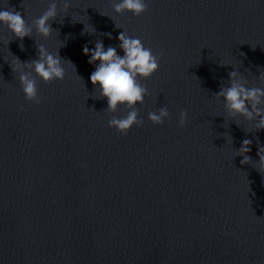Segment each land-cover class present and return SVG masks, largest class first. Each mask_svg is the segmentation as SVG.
Returning <instances> with one entry per match:
<instances>
[{
	"label": "water",
	"instance_id": "95a60500",
	"mask_svg": "<svg viewBox=\"0 0 264 264\" xmlns=\"http://www.w3.org/2000/svg\"><path fill=\"white\" fill-rule=\"evenodd\" d=\"M47 3L0 7L31 24ZM111 4L70 0L47 38L33 31L21 41L0 27L9 40L0 42V264H264V173L256 162L264 129L229 117L214 96L232 65L249 87L264 86L256 79L264 71V0H148L139 16ZM71 17L96 32L81 35L84 25ZM115 23L160 54L158 69L140 80L149 93L136 106L143 124L123 134L107 120L127 109L104 110L88 80L95 66L81 54L98 39L118 45ZM60 41L75 72L65 64L62 80L37 77L40 103L25 100L3 58L30 61L36 42L55 51ZM162 106L169 117L152 124L147 113ZM243 139L251 143L242 165L235 154Z\"/></svg>",
	"mask_w": 264,
	"mask_h": 264
},
{
	"label": "clouds",
	"instance_id": "9594fccd",
	"mask_svg": "<svg viewBox=\"0 0 264 264\" xmlns=\"http://www.w3.org/2000/svg\"><path fill=\"white\" fill-rule=\"evenodd\" d=\"M69 7L70 0H48L46 9L33 19L31 24L24 19V16L22 17L19 11H14L10 7H0V27L6 28L12 36L21 41L26 36L31 38L33 31L39 37L47 38L55 31L51 27V21L61 13H67ZM111 7L117 14L130 12L133 16H139L146 11L148 0H112ZM108 17L112 19L111 16ZM71 19L73 22H80L84 25L81 35L96 32V29L88 23L85 24L73 17ZM59 22L63 23V17ZM115 27L122 29L116 23ZM101 35L111 39V33H101ZM116 40L119 42L118 45L107 47L99 39L94 42V46L91 48L88 46L90 42H86L81 48V54L87 57L89 65L95 66L89 74L88 80L96 93L94 98L106 100L104 110L108 113H115L118 107L127 109L123 115L112 116L107 120L108 127L115 128L117 132L123 134L131 126L140 127L143 124V119L138 117L136 106L143 104L145 96L149 93L140 80L150 77L158 69L160 54L154 53L138 37L128 36L123 29L117 34ZM0 42L5 41L0 38ZM5 43L8 44L9 40ZM19 46L23 50V44L21 43ZM63 46L64 43L60 41L55 51H48L43 44L36 42V58L33 60L22 62L10 52V59L3 58L6 62L10 61L9 67L17 76L25 100L34 104L40 103L36 86L37 77L45 83L62 80L66 71L65 64L71 65L75 72V65L59 55V48ZM117 48L122 54L117 52ZM220 64L222 66L232 65L222 62ZM232 68L233 70L227 74V84H221L219 91L214 96L222 98L224 109L229 117L241 118L251 125V130L264 129V86L249 87L248 79L235 70L236 67L233 65ZM79 78L81 79V77ZM256 79L264 85V71H261ZM168 117V109L163 106L156 111L147 113V119L155 125L161 124ZM185 117L186 113L181 110L177 121L179 127H183ZM233 121L235 122V120ZM245 131L248 130L245 129ZM227 139L231 141L230 137ZM250 143V140L243 139L240 147L236 150L235 156H243L240 161L242 165L250 161V157L245 155L250 151ZM257 155L259 157V160L256 161L257 168L264 173V147L258 148Z\"/></svg>",
	"mask_w": 264,
	"mask_h": 264
}]
</instances>
